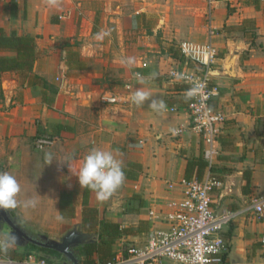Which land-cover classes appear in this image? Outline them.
Masks as SVG:
<instances>
[{
	"label": "crops",
	"instance_id": "1",
	"mask_svg": "<svg viewBox=\"0 0 264 264\" xmlns=\"http://www.w3.org/2000/svg\"><path fill=\"white\" fill-rule=\"evenodd\" d=\"M232 1L15 0L14 12L8 1L0 2V29L34 36L37 52L32 72H0V171L17 177L20 200L38 201L33 209L12 211L20 223L55 239L81 222L79 204L72 217L56 218L62 192L81 202L84 187L67 162L47 164L46 155L75 168L72 157L79 160L100 148L113 151L125 179L104 201L90 190L89 205L121 227L138 229L145 220L148 228V210L174 195L169 185L183 188L187 160L202 155V142L184 110L188 86L168 76L171 69L191 67L180 52L184 41L209 43L216 50L209 78L219 95L211 105L223 115L219 136L234 146L223 149L216 143L213 164L232 169L214 189L216 206L248 204L254 195L242 193L243 171L250 170L249 191L257 180L264 182V157L254 156L252 149L255 140L264 144V50L248 37L256 29L254 40H264V0ZM72 51L76 55L68 65ZM138 88L164 107L153 109L150 100L134 104L131 96ZM108 92L119 94L121 101L102 102L100 95ZM38 135L54 137V145L34 149ZM223 236L229 245L226 264L257 262L262 245L255 242L264 236V218L246 212ZM15 248L21 253L25 247Z\"/></svg>",
	"mask_w": 264,
	"mask_h": 264
},
{
	"label": "built area",
	"instance_id": "2",
	"mask_svg": "<svg viewBox=\"0 0 264 264\" xmlns=\"http://www.w3.org/2000/svg\"><path fill=\"white\" fill-rule=\"evenodd\" d=\"M180 52L191 67L171 69L168 76L188 86L189 100L184 110L189 115L191 129L202 142L207 172L201 179L186 181L181 190L169 185L168 191L174 195L155 201L148 210L145 237L133 239L130 244H126V239L121 240L114 250V257L104 264H226L229 245L223 236L224 229L246 212L264 218V193L252 196L245 207L229 209L216 206L213 192L221 182L209 172L217 154L219 125L223 122V115L211 105L219 95L218 86L211 84L209 78L216 50L209 43L184 41L180 44ZM128 88L130 85H126ZM100 100L111 104L121 101L120 95L113 92L102 93ZM55 140L50 135H39L34 138L33 147L45 150L52 147ZM0 264L61 263L28 254L17 259L0 255Z\"/></svg>",
	"mask_w": 264,
	"mask_h": 264
},
{
	"label": "trees",
	"instance_id": "3",
	"mask_svg": "<svg viewBox=\"0 0 264 264\" xmlns=\"http://www.w3.org/2000/svg\"><path fill=\"white\" fill-rule=\"evenodd\" d=\"M7 3L9 4L11 11L14 12L15 0H10ZM0 51H11L14 53L11 56L0 54V72H32L34 70L37 57L34 36L28 34L19 35L13 31L10 34H5L0 29ZM71 54L72 56H70V58H66L68 65H71V61L74 60L76 52L72 51ZM34 78L40 80L36 75ZM42 83L46 89H50V92H55V89L52 86H49L46 80H43ZM218 142L223 149L234 148L233 143L227 137L218 136ZM222 158H227V156ZM207 167L208 163L203 159L202 155L189 158L184 172V180L190 181L193 178L201 179L204 176ZM231 170L232 169L227 167L218 168L214 164L209 167L210 175L218 181H223L224 174L230 173ZM242 178L245 181L244 185L241 187L242 193L248 194L250 181L249 169L243 171ZM89 192L90 189L83 188L81 202H77L71 192H62L59 203V214L62 217H72L75 205L79 204L81 206L80 219L83 231L96 233L97 240L94 243L86 244L78 248L79 264H104L114 257L113 245L117 240L123 236L136 234L142 231V229H133L128 226L121 227L119 221H108L105 218L100 217L98 208L90 206L88 203ZM28 254H36L50 262L61 261V256L57 252L33 245L26 246L21 253L17 252L16 248L8 253L9 256L14 258H22Z\"/></svg>",
	"mask_w": 264,
	"mask_h": 264
},
{
	"label": "clouds",
	"instance_id": "4",
	"mask_svg": "<svg viewBox=\"0 0 264 264\" xmlns=\"http://www.w3.org/2000/svg\"><path fill=\"white\" fill-rule=\"evenodd\" d=\"M131 100L134 104L142 105L149 101L150 97L146 91L138 88L133 91ZM149 106L153 109L158 106L163 108L164 102L152 99ZM46 160L47 164H51L53 160L67 162L69 170L76 177L79 186L94 191L100 201L106 200L125 179L121 161L116 158L111 150L92 148L79 160L72 157L76 164L75 168H71L67 160H57L51 153L46 155ZM20 193L21 185L17 177L8 171H0V210H16L18 208L28 210L37 206L38 201L35 198L26 197L20 200ZM56 218L60 220L63 217L58 215ZM17 243L15 234L0 232V254L7 256L17 246Z\"/></svg>",
	"mask_w": 264,
	"mask_h": 264
},
{
	"label": "water",
	"instance_id": "5",
	"mask_svg": "<svg viewBox=\"0 0 264 264\" xmlns=\"http://www.w3.org/2000/svg\"><path fill=\"white\" fill-rule=\"evenodd\" d=\"M232 61V59L230 60ZM13 210H0V231L4 226L8 232L16 235L18 243L16 247L33 245L57 252L61 256V264H79L78 248L94 243L97 240L96 233L84 232L81 222L73 224L59 238H51L48 234L18 221L19 216L12 214Z\"/></svg>",
	"mask_w": 264,
	"mask_h": 264
},
{
	"label": "rangeland",
	"instance_id": "6",
	"mask_svg": "<svg viewBox=\"0 0 264 264\" xmlns=\"http://www.w3.org/2000/svg\"><path fill=\"white\" fill-rule=\"evenodd\" d=\"M235 0H233L232 2H234ZM231 2V3H232ZM249 34H248V37H250L253 41H252V45L254 46V47H256L257 48V45L259 44L260 45V47H263V50H264V40L262 41V42H258V41H256V40H254V39H256V37H257V31H256V29L255 30H251V31H249L248 32ZM258 140V139H257ZM250 142V141H249ZM244 148H246V146L244 147ZM252 149L254 150V156H259V159H261V160H263V157H264V144L263 143H259L258 141H254L253 142V145H252ZM261 150V154H258V150ZM250 151H252V150H250ZM243 154H244V156L246 155V150H243ZM238 157V156H237ZM241 171H243V170H241ZM261 176V175H260ZM257 184H255V186H252V185H250V191H249V193H251V192H253V195L255 196V195H260V194H263L264 193V182H261L260 180H257V182H256ZM252 187H254V190L252 191ZM248 193V194H249ZM252 197V196H251ZM251 197H249V199L251 198ZM245 200H246V198H245ZM248 201V200H247ZM248 203H249V201H248ZM254 216V215H253ZM257 218V217H256ZM259 219H261V218H259ZM258 220V219H257ZM145 220H143V221H141V222H139L137 225H136V227H140L141 229H142V231H140V232H138V233H136V234H133V235H129V236H133L132 238L131 237H128L127 238V236H125L124 238L125 239H127V241H126V244H130V243H133V239H136V240H141V239H143L144 237H145V235H146V233H147V230H148V228L146 229V224H145V222H144ZM1 232H8V227L7 226H4L3 227V229H2V231ZM57 238H59V236L57 237ZM57 238H55V239H57ZM262 238H263V236H261L259 239L260 240H257L255 243H260L262 246H261V251L262 252H257L258 254H259V259L257 260V262H253V263H250V264H264V242L262 241ZM20 251H23V250H20ZM250 253H252V252H250ZM250 253H249V255H250ZM255 253V252H254ZM254 253H253V255H254ZM252 256V255H251Z\"/></svg>",
	"mask_w": 264,
	"mask_h": 264
},
{
	"label": "flooded vegetation",
	"instance_id": "7",
	"mask_svg": "<svg viewBox=\"0 0 264 264\" xmlns=\"http://www.w3.org/2000/svg\"><path fill=\"white\" fill-rule=\"evenodd\" d=\"M12 214H14V213H12Z\"/></svg>",
	"mask_w": 264,
	"mask_h": 264
}]
</instances>
